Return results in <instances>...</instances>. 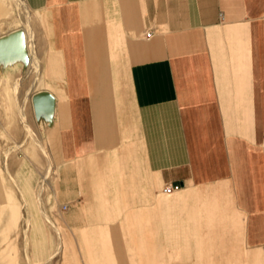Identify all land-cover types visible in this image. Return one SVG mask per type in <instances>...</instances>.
<instances>
[{"label":"crops","instance_id":"crops-1","mask_svg":"<svg viewBox=\"0 0 264 264\" xmlns=\"http://www.w3.org/2000/svg\"><path fill=\"white\" fill-rule=\"evenodd\" d=\"M11 2L0 40L23 35L1 43L0 74L39 76L32 107L41 90L53 98L36 113L50 153L38 147L64 223L92 233L87 264H264V0H23L28 29H6ZM165 185L177 189L162 197Z\"/></svg>","mask_w":264,"mask_h":264},{"label":"rangeland","instance_id":"rangeland-1","mask_svg":"<svg viewBox=\"0 0 264 264\" xmlns=\"http://www.w3.org/2000/svg\"><path fill=\"white\" fill-rule=\"evenodd\" d=\"M9 6L12 13L3 26L6 29H28L29 10L26 4L11 2ZM31 67L37 72L39 66L35 63ZM37 76L33 77L32 74L24 77L22 71L12 69L5 75L0 74V157L5 156V173L11 176L10 187L19 203V216L10 227L7 220L4 221L0 216V226L4 228L0 230V249L9 246L8 243L5 245L4 237L11 236L12 244L5 250L6 264H65L61 253L64 249L68 253L69 264H87L84 251L88 247L85 240L92 233L86 232L87 229H70L64 223L62 209L58 207L54 197L58 181L57 167L53 159L48 163L38 147V141L47 143L50 153V143L44 128L39 125L37 114L26 98L28 90L41 87ZM15 80L18 87L14 92ZM19 108L33 130L30 136L22 126ZM47 168L49 173L43 179L42 174ZM23 185L29 187L25 197L20 194ZM169 195L171 194H163L162 197ZM33 224L37 229L32 228ZM5 225L9 228H5ZM100 234L107 235L108 232L106 230ZM92 249L100 248L92 246ZM170 259L173 260L172 256Z\"/></svg>","mask_w":264,"mask_h":264},{"label":"water","instance_id":"water-1","mask_svg":"<svg viewBox=\"0 0 264 264\" xmlns=\"http://www.w3.org/2000/svg\"><path fill=\"white\" fill-rule=\"evenodd\" d=\"M22 31L21 30H16L15 32H12L11 34H8V36H4L0 40V47L2 46V42L4 41H10L14 37H19L22 39ZM32 104L33 108L35 110V113H39L42 111H50L53 108L54 101L52 96H49L45 90H41L34 94L32 96Z\"/></svg>","mask_w":264,"mask_h":264},{"label":"built area","instance_id":"built-area-1","mask_svg":"<svg viewBox=\"0 0 264 264\" xmlns=\"http://www.w3.org/2000/svg\"><path fill=\"white\" fill-rule=\"evenodd\" d=\"M152 33L151 31L149 32H145L144 33V38H149L151 37ZM177 189V186H172V185H165L162 189H161V193L162 194H170L173 191H175ZM66 208V206H62L61 209L64 210Z\"/></svg>","mask_w":264,"mask_h":264},{"label":"bare ground","instance_id":"bare-ground-1","mask_svg":"<svg viewBox=\"0 0 264 264\" xmlns=\"http://www.w3.org/2000/svg\"><path fill=\"white\" fill-rule=\"evenodd\" d=\"M18 4H21V3H24L23 2V0H15ZM20 114H22V113H20ZM21 116V115H20ZM26 131H27V133L30 135L31 134V130L28 128V127H26ZM44 149V148H43Z\"/></svg>","mask_w":264,"mask_h":264}]
</instances>
